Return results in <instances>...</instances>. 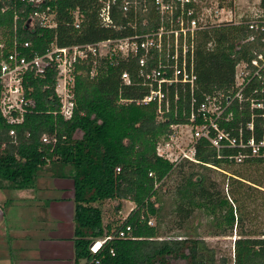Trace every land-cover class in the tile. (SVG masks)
<instances>
[{
  "label": "trees",
  "instance_id": "16d2710c",
  "mask_svg": "<svg viewBox=\"0 0 264 264\" xmlns=\"http://www.w3.org/2000/svg\"><path fill=\"white\" fill-rule=\"evenodd\" d=\"M6 0H0V41L7 46L13 42L14 14L2 12ZM60 24L56 30L36 27L33 31L19 21L18 43L30 42L26 52L29 56L44 55L52 43L61 47L91 44L132 33L128 18L120 9H115L114 19L122 29H105L98 23L95 0H60ZM264 9V0H261ZM80 6L87 15L81 32L70 26L67 13ZM146 25L140 23L141 33L149 32L158 25L153 19L154 2L147 0ZM258 29L250 30L249 20L239 25L224 24L203 32L197 51V86L171 87L168 90L170 106L164 120L158 116L157 105H138L127 100L142 99L148 89L139 84L137 61L118 60L110 64L103 60L99 74L91 78V63H78L75 70L73 117L65 120L60 115L61 101L55 87L57 71L51 68L44 76L28 74L24 81L26 94L36 100V107L27 112L24 121L9 125L0 115V188H32L42 169H48L54 177L70 178L74 185L75 264H170L169 259L185 264H218L217 253L198 234L184 232V224L202 212L210 218L216 230L214 235L226 236L236 229L232 264H264V233L244 230L245 218L241 201L253 198L254 192L264 191V181L252 178L249 173L256 166H264V158L247 160L244 170L229 176V193L220 188L210 176L211 172H227L233 165L227 156L235 150L225 149L218 157L215 148L201 139L197 146L199 164H189L191 173L184 175L174 191V213L183 233L168 235L157 225H150L158 218L162 206L160 193L164 183L176 170L171 162L158 157V143L171 132L173 125H188L192 111L206 97L220 94L233 96L235 66L241 61L250 62L255 53L264 55V17L257 20ZM126 27L127 29L125 30ZM124 33V34H123ZM255 36V40L242 43ZM215 47L208 50L206 44ZM240 45V46H239ZM240 47V49H238ZM128 71L133 84L125 85L121 74ZM259 90L255 93V90ZM1 90V88H0ZM258 81L245 91V101L233 100L227 113L233 114L229 123L221 122L236 134L253 122L255 136H264V113L251 109V99L261 98ZM195 100V102H193ZM254 115V118H253ZM202 123L197 118L195 124ZM15 135L11 136V130ZM82 133L76 138V133ZM55 135L56 143H44L43 136ZM183 167V166H181ZM218 168V169H216ZM158 185V186H157ZM109 201H118L116 214L122 204L130 201L135 208L118 226L105 225L101 206ZM130 227V231L127 228ZM126 233L122 238L120 233ZM110 238L98 254H92L90 246L97 239ZM222 264L228 260L222 258Z\"/></svg>",
  "mask_w": 264,
  "mask_h": 264
},
{
  "label": "built area",
  "instance_id": "2783aa9c",
  "mask_svg": "<svg viewBox=\"0 0 264 264\" xmlns=\"http://www.w3.org/2000/svg\"><path fill=\"white\" fill-rule=\"evenodd\" d=\"M59 1L5 2L2 12H13L14 28L13 42L10 46L0 41V115L9 125L21 124L26 113L36 107V100L27 96L24 87L28 74L41 77L49 69H56L55 91L61 101L60 115L65 120H70L75 109L73 88L76 65L91 63L90 75L91 78H95L99 74L103 60H108L112 65L118 60L137 61L139 84L147 88L148 93L142 99L124 102H136L142 106L154 103L157 105L159 119L164 120L170 106L169 88L189 87L193 92L197 86L196 57L199 46L203 43V32L215 26L233 23L232 18L221 17L226 9L220 5L215 10L213 20L212 14L207 15L204 11L202 6L204 0H153V19L157 20L158 25L149 32L141 33L138 25L140 23L146 25L149 22L148 18H143L148 12L147 0H95L98 23L102 28L122 29L121 26H117L114 19L115 9H120L128 18V26L133 32L91 44L61 47L57 43H52L44 55L29 56L26 51L30 49L31 43H18L19 21L24 18V26L31 31L36 27L56 30L60 24ZM67 13L71 20L70 26L81 32L87 21L86 13L80 6L71 8ZM249 28L257 30V22H249ZM254 40L253 35L242 43ZM214 47L213 42L206 44L208 50H213ZM121 80L125 85L133 84L128 71L122 72ZM253 81H258L261 86L262 97L251 99V109L264 110V55L255 53L250 62L241 61L235 66L234 95L206 97L197 110L192 111L190 124L171 126L169 135L157 145L158 157L175 166L183 163L199 164L197 146L201 139H205L216 149L219 158L222 157L223 150H235L234 154L227 156V160L232 164H242L253 158H264V136L256 138L253 122L247 126L249 135L245 134L243 128H239L238 132L233 134L220 125L221 122L232 121L233 114L227 113V109L233 100L240 103L245 101V91ZM258 92V89L255 90V93ZM259 115L264 117V113ZM197 118L202 120L199 125L195 124ZM185 129H190V136L183 139L179 135H182ZM10 135H15L14 129ZM42 140L44 143L57 142L55 135H44ZM150 225H153L152 221ZM127 231H130V227ZM120 236L124 238L126 233L121 232ZM109 239L93 242L90 246L91 253L98 254ZM96 264L100 262L97 261Z\"/></svg>",
  "mask_w": 264,
  "mask_h": 264
},
{
  "label": "crops",
  "instance_id": "0c3cea01",
  "mask_svg": "<svg viewBox=\"0 0 264 264\" xmlns=\"http://www.w3.org/2000/svg\"><path fill=\"white\" fill-rule=\"evenodd\" d=\"M73 200L72 180L45 168L32 188H0V264H75Z\"/></svg>",
  "mask_w": 264,
  "mask_h": 264
},
{
  "label": "rangeland",
  "instance_id": "374dc122",
  "mask_svg": "<svg viewBox=\"0 0 264 264\" xmlns=\"http://www.w3.org/2000/svg\"><path fill=\"white\" fill-rule=\"evenodd\" d=\"M261 0H204L202 6L206 14H212V19L215 20V10L220 5L225 7V12L222 14L224 18H232L233 23H225L236 25V23L241 24L244 20H249V22H257L259 18L264 17V9L261 8ZM212 20V21H213ZM215 22V21H213ZM258 23V22H257ZM238 24V25H239ZM224 25V24H223ZM190 129H185L182 135L183 139L190 136ZM82 133L78 131L75 135L76 138H81ZM188 140V139H187ZM183 166V167H181ZM246 163L233 164L230 167H226L227 172L223 173L221 171L211 172L210 176L220 184V188L225 193H229L228 188L229 176L233 172H241L246 167ZM248 175L252 178L264 181V166H256L250 171ZM191 173V166L188 163H183L176 166L175 173L165 181L162 191L160 193V202L156 207L162 206L161 213L158 218H153V225H157L160 229L168 235H179L183 233L179 229V220L174 213V191L176 187L182 181L184 175ZM184 174V175H183ZM254 197L249 200L241 201V210L243 212V217L245 218V231L253 232L256 231L258 234L264 233V191L254 192ZM122 204V210L116 214L115 207L119 205L118 201H109L104 203L101 208L104 213V223L105 225L111 224L113 226H118L129 216L131 211L135 208V204L130 203V201H125ZM9 209V208H8ZM7 209V210H8ZM44 228V226H42ZM193 228H197L198 234L202 237L211 248H214L217 253V258L219 260L218 264H222L220 260L226 258L228 260L227 264H232L234 259V247L235 240L239 238L238 231L235 229L234 232L226 236L214 235L215 229L211 223L209 217L206 214L197 211L193 219L188 223L184 224V232L191 233ZM104 239V238H102ZM97 239L96 241L102 240ZM170 264H185L184 261L169 259ZM81 264H85L82 261Z\"/></svg>",
  "mask_w": 264,
  "mask_h": 264
}]
</instances>
